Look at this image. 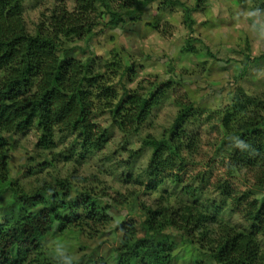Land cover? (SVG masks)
I'll list each match as a JSON object with an SVG mask.
<instances>
[{
  "label": "trees",
  "instance_id": "trees-1",
  "mask_svg": "<svg viewBox=\"0 0 264 264\" xmlns=\"http://www.w3.org/2000/svg\"><path fill=\"white\" fill-rule=\"evenodd\" d=\"M26 1L0 0V264H172L178 241L206 256L192 264H264V92L240 84L251 68L264 66V55L254 57L250 46L233 49L243 56L242 66L235 68L229 88L216 85L226 103L209 108L199 95L202 89L188 90L192 82L172 63L165 80L146 83L139 79L143 66L126 51L105 61L88 48L75 51L78 41L88 47L99 32L135 25L168 39L174 26H159L156 17L181 12L188 35L180 55L221 62L199 30L206 22L200 25L194 17H212L210 0H73L72 10L58 0L33 33L24 18ZM262 9L263 2L251 7ZM153 10L156 15L150 16ZM178 87L185 89L179 96ZM167 102L178 109L169 128L159 137L147 134L139 149H130L131 137L140 135ZM102 116L123 136L118 146L127 155L112 166L133 186L128 197L120 194L107 207L88 191L73 197L68 176L52 175L58 172L55 162L66 165L76 156L84 161L109 145V130L97 123ZM205 126L219 134L216 151L226 173L216 182L211 167L204 175H187L198 164ZM34 131L36 150L45 160L30 173L47 171L52 178L27 190L10 172L11 139ZM68 139L67 151L55 155ZM234 180H243L242 188H234ZM160 192L152 205L139 200ZM112 203L134 216L115 227L119 239L106 260L96 259L99 246L95 255L78 261L49 245L69 235L103 239L115 222Z\"/></svg>",
  "mask_w": 264,
  "mask_h": 264
},
{
  "label": "rangeland",
  "instance_id": "rangeland-1",
  "mask_svg": "<svg viewBox=\"0 0 264 264\" xmlns=\"http://www.w3.org/2000/svg\"><path fill=\"white\" fill-rule=\"evenodd\" d=\"M64 1L68 3L71 10L74 8L73 0ZM189 2L192 3L193 0ZM260 2L264 3V0H210V14L212 17H203L199 14L194 15L200 25L206 22L205 26L199 27V30L203 38H206V42L210 44L212 52L222 60L221 62H216L206 57H203V60L198 58L185 59L182 54L180 55L179 51L184 46V39L188 35V31L182 24L183 17L181 12L174 14L163 13L158 14L156 17L160 21L159 26H164L167 22L174 26L175 34L168 39L162 38L161 35L152 30H145L143 32L141 25L133 26L132 30L116 31L115 33H110L111 31L108 32L106 29L104 33L100 34L99 32V35L89 43L90 46L88 47H86L85 40L78 41L75 54L80 53L79 47H85L92 51L95 57L105 61L110 56L112 57V53L114 52L122 53L126 51L127 56H131L133 61H137L143 66L141 67L142 73L139 79L144 80L146 83L156 81L158 78L159 80H165L168 77L167 74L170 73L169 64L172 63L177 73L185 74L187 82H192L188 90L201 88L202 92H199V95L202 97L203 102L209 108L218 107L221 104H225L226 100L219 96V87L216 85L226 87L229 82L234 84L235 68L242 66L239 62L243 60V56L240 58L235 55L233 49L238 48L245 51L247 46H250L254 57L264 55V10L251 11V7L254 4H260ZM57 3L58 0L26 1L24 18L28 29L32 33L45 20L43 15H49V11ZM154 15H156V12L153 10L150 16ZM207 21H210L211 24L207 23ZM159 28L163 29V27ZM114 36L115 40H112ZM247 39L250 40L248 45ZM71 44H67V46ZM226 60H231V63L227 64ZM183 70H186V72ZM197 76L200 79L204 78L205 81H198L196 79ZM240 84L249 92H264V66L251 68L248 77L240 81ZM130 88L135 87L131 85ZM184 91L183 89L179 90L178 87L176 94L179 96ZM177 111L178 109L171 102H167L156 110L140 135L134 138L131 137L130 149H139L141 147V139L147 134L159 137L172 124ZM97 123L103 129L109 130L108 132L111 134L109 145L95 157L83 159L84 161H80V158L76 156L66 165L60 161L55 162V168L58 172H53L52 175L59 178L68 176L73 197L79 192L88 191L92 193L94 198H98L104 207H107L111 204L112 200L119 199L120 194L128 197L130 191L133 190V186L124 184L121 179L122 170L118 169L117 171V168L113 167L115 163L127 160V155L123 154L122 149L118 146L122 143L123 136L117 129L109 128L110 121L108 117H99ZM208 130L209 132L207 133ZM201 131L203 132L202 149L195 159L198 164L188 168L187 175L191 178L201 176L206 174L208 168L211 167L209 169L213 178L211 180L212 182H216L219 178H223L226 173L220 161V154L216 151L219 134L217 130L211 132L209 126H205ZM11 142L14 147L9 164L14 180H19L21 186L27 190L34 184L38 185L42 183L45 179L51 180V175L46 176L47 171L39 173V175H31L30 173L32 167L43 163L45 160L36 150L37 134L35 131L24 136H15L11 139ZM62 144L55 152V155L67 151L70 144L69 139ZM148 155L141 160L140 165L142 167L145 166ZM112 164L114 165L112 166ZM55 168H48V170L54 171L52 169ZM232 184L234 188H242L243 180H234ZM160 194L161 192L153 196L141 195L139 200L152 205L153 201ZM118 208L112 203L109 213L111 212L110 214L115 218V222L110 228L105 229L103 239L98 240L99 238H95L92 241L86 237L69 235L64 238L50 240L49 245L59 249L64 257L67 256L78 261L84 255L94 254L97 246H99L97 252L101 257L97 256L96 259H99L100 262L103 259L106 260L108 256L112 255L111 253H113V249L116 247L113 241L117 242L119 239V233L115 227L127 220V216H134H126V211H118ZM134 211L135 213L138 212V203L135 204ZM234 222H238V219L235 218ZM178 244L181 245H179V248L175 252L172 264H192L198 260L206 259V256L196 248L184 242L181 243V241H178ZM82 246H86V248L82 250Z\"/></svg>",
  "mask_w": 264,
  "mask_h": 264
}]
</instances>
